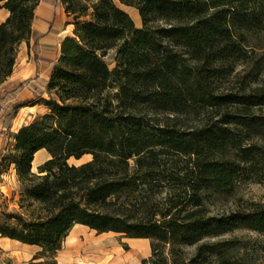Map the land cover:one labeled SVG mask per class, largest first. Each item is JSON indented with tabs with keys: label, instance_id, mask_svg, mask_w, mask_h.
<instances>
[{
	"label": "trees",
	"instance_id": "obj_1",
	"mask_svg": "<svg viewBox=\"0 0 264 264\" xmlns=\"http://www.w3.org/2000/svg\"><path fill=\"white\" fill-rule=\"evenodd\" d=\"M43 1L0 0L10 13L0 86L20 45L42 35ZM57 1L74 29L50 60L45 111L0 158V175L15 169L21 209L0 213V236L39 247L33 264H58L77 225L150 240L142 264H248L238 239L219 237L264 232V203L225 215L209 199L264 177V67L249 51L264 0H119L139 10L141 27L116 0ZM41 150L49 157L35 172Z\"/></svg>",
	"mask_w": 264,
	"mask_h": 264
},
{
	"label": "rangeland",
	"instance_id": "obj_2",
	"mask_svg": "<svg viewBox=\"0 0 264 264\" xmlns=\"http://www.w3.org/2000/svg\"><path fill=\"white\" fill-rule=\"evenodd\" d=\"M49 1L55 4L46 2V0L42 3L62 11L61 2ZM116 2L131 14L137 26H142V19L137 8L122 5L119 0ZM65 21L66 16L63 15L52 31L54 36L51 40L40 42L44 33L38 30L42 35H39L37 43L35 39H32L30 46L23 42L19 47L15 72L18 73L21 68L32 63L37 65L41 75L34 74L30 79L21 82L13 80V77L11 80L8 78L0 86V105L2 106L0 111V158L13 148V133L45 111V107L38 104L40 97H49L45 92L44 71L51 66L50 60L58 51V37L69 33L72 29V26H67ZM250 37V54L254 59H262L264 67V31L250 35ZM107 61L110 67L114 68V51L109 53ZM247 67L250 66L241 65L239 69L244 73ZM48 157L46 150L39 151L35 156L33 170L37 172L38 166ZM91 158V155H85L79 160L72 158L70 162L81 164ZM19 192L20 184L12 166L0 175V213L4 210L9 212L21 210L18 204ZM254 202L264 203V177L245 175L236 179L230 194L211 197L209 206L213 214L229 215L232 212L247 209ZM219 238L238 239L237 253L248 264H264V232L236 229ZM38 251L37 246L0 236V264H33L41 261L34 259ZM150 255L151 246L148 239L126 238L114 232L98 234L86 226L77 225L58 252L57 261L58 264H142L143 259Z\"/></svg>",
	"mask_w": 264,
	"mask_h": 264
},
{
	"label": "crops",
	"instance_id": "obj_3",
	"mask_svg": "<svg viewBox=\"0 0 264 264\" xmlns=\"http://www.w3.org/2000/svg\"><path fill=\"white\" fill-rule=\"evenodd\" d=\"M9 14H10L9 11L6 8H0V23L4 22L9 16ZM63 15L66 16L65 23H67V26H72V29L69 33H66L62 36L60 35L61 38L58 37V51L55 57L53 58L54 60H56L59 57L61 40L65 38L66 36L71 35L73 33L74 25L70 23L71 18L66 13L63 5H62V11L58 9L56 10L54 7L48 4H44V3H41L36 9V18L34 22V28L44 33V36L41 38L40 42H44L45 40L52 39V37L54 36L52 31L56 27V25L59 24ZM15 71L16 70L14 69V72L12 76L9 77V79L11 80V78L13 77V80H17L18 82L28 80L31 77H33L34 74L39 75V76L41 75V73L38 72L37 65L32 64V63H30L28 66H24L23 68H21L18 73H16ZM51 71H52V66L47 67L46 70L44 71L45 72V79H44L45 85H47L50 79Z\"/></svg>",
	"mask_w": 264,
	"mask_h": 264
},
{
	"label": "bare ground",
	"instance_id": "obj_4",
	"mask_svg": "<svg viewBox=\"0 0 264 264\" xmlns=\"http://www.w3.org/2000/svg\"><path fill=\"white\" fill-rule=\"evenodd\" d=\"M120 256V255H119ZM124 259V258H123Z\"/></svg>",
	"mask_w": 264,
	"mask_h": 264
}]
</instances>
